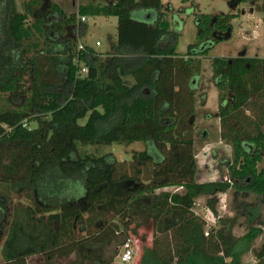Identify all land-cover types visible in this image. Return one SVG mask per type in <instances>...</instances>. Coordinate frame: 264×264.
I'll use <instances>...</instances> for the list:
<instances>
[{
    "label": "trees",
    "instance_id": "obj_1",
    "mask_svg": "<svg viewBox=\"0 0 264 264\" xmlns=\"http://www.w3.org/2000/svg\"><path fill=\"white\" fill-rule=\"evenodd\" d=\"M2 2L0 222L8 220L0 264H27L37 255L52 264L73 254L78 263L108 264L101 258L104 247L119 236L122 246L142 215L151 224L152 243L142 248L140 264H238L241 252L220 230L205 236V222L193 212L198 197L230 187L264 196V58H212L219 136L233 153L231 184L196 180L193 121L201 59L222 41L213 33L229 32L238 13L196 15V43L179 55L178 32L130 18L134 9L159 10L161 0L79 4L70 14L51 4L55 30L66 31L57 48L48 44V19L38 15L41 0L26 2L23 12L13 0ZM247 2L257 0H239ZM256 10L264 12V0ZM99 16L117 18L111 52L102 57L86 47L78 54L68 32L80 30L81 17ZM77 55L87 67L83 77ZM134 142L144 149L122 161L79 150ZM10 189L26 192V203L11 214ZM206 207L216 214V200ZM244 238L249 241L250 232ZM256 258L264 264V249Z\"/></svg>",
    "mask_w": 264,
    "mask_h": 264
},
{
    "label": "rangeland",
    "instance_id": "obj_2",
    "mask_svg": "<svg viewBox=\"0 0 264 264\" xmlns=\"http://www.w3.org/2000/svg\"><path fill=\"white\" fill-rule=\"evenodd\" d=\"M19 12H23L24 4L31 0H13ZM38 15L47 18V26L50 30L51 41L49 44L54 48L58 47L60 37L66 36V31L55 30L57 19L48 17L51 4L59 7L64 14L76 12L79 4L88 3H108V0H41ZM251 10L262 16L256 10L257 3H243ZM257 4V5H256ZM256 5V6H255ZM3 2L0 0V19L2 14ZM159 12L163 17L167 27L172 31L178 32L176 42V53L183 55L186 53L190 44H195L198 28L196 25V15L205 14L215 17L217 15L240 13L242 5L238 0H161ZM261 14V15H260ZM257 16V15H256ZM143 17V16H142ZM252 18H247L251 20ZM262 19V20H261ZM260 21L254 17L250 24L254 30L241 31V18L232 21V29L226 39H222L215 46L210 48L204 58L201 59L200 76L197 79L195 89V116L193 121L194 130V155L197 163L196 180L199 183L212 181L230 182V171L228 166L232 164L233 153L230 144L222 141L219 136L220 128L218 113L220 100L219 91L215 84L216 79L212 75L211 60L214 57H233V56H252L264 55V49L261 51L262 41L264 42V18ZM87 30L83 37L78 36V31L68 32L74 37L77 43H88L94 46L95 42H101V46L96 50L99 52L108 51L110 48L108 35L115 31V17H87ZM53 29V30H52ZM57 33V34H55ZM1 35V32H0ZM214 36L216 32L213 33ZM97 51H95L97 53ZM104 55V54H103ZM228 99V98H226ZM246 114H251L246 111ZM85 120L79 123L83 124ZM31 124L30 127H33ZM205 133V134H202ZM144 149L142 142L130 144L113 143L110 146H85L79 147L80 152H86L95 155H104L111 153L117 160H128L132 153ZM8 163V158H4ZM3 187L0 185V192ZM8 208L9 213L15 206H21L26 203L25 191L23 189H10ZM166 190H173L168 188ZM216 200V214H213L207 207L206 201ZM193 212L205 222L204 235L207 236L210 229L220 230L230 242L231 248L236 253L241 252L237 261L238 264H256V256L264 249V196H258L238 190L236 187H230L227 191L218 193L211 197H198L195 200ZM10 217V216H8ZM140 226L130 235L136 245L137 251L132 260L126 264H140L143 247H151L152 229L151 224L144 223V215L139 217ZM7 218L0 222V249L5 237ZM132 228V227H131ZM253 230V231H251ZM250 232L251 238L247 241L244 236ZM253 233V234H252ZM244 238V239H243ZM122 238L117 237L111 240L110 244L104 247L101 258L108 264H122L120 262V246ZM76 256L55 257L52 264H88V262L78 263ZM2 258L0 256V262ZM38 261V262H37ZM230 262V259H226ZM37 262V263H36ZM42 255L29 257L27 264H44Z\"/></svg>",
    "mask_w": 264,
    "mask_h": 264
},
{
    "label": "crops",
    "instance_id": "obj_3",
    "mask_svg": "<svg viewBox=\"0 0 264 264\" xmlns=\"http://www.w3.org/2000/svg\"><path fill=\"white\" fill-rule=\"evenodd\" d=\"M238 3H239V0H238ZM239 4L242 5V9L240 10V13H238L237 17L234 18V19H232V21L235 20V19L241 18V23H242L241 26H240L241 27V31L242 30H254V28L251 27L252 24H250L251 20L253 21V18L256 17L260 21V19L262 17L264 18V13H261L262 16H259L258 13H256L254 10H251V7L248 8L243 3H239ZM159 10H154V9H134L130 13V18L133 21H135V22L144 23V24H146L148 26H154L157 22H160L161 25L166 30H168L169 32H176V31H172L171 29H169L167 27V24L164 22L163 17L160 14ZM235 14H237V12ZM248 17L249 18H252V19L248 21L247 20ZM84 18H85L84 21L79 20L81 22V24H79V22L76 23V29L79 27L80 30H75V31L76 32L78 31V36H80V37L81 36L83 37V35L86 34V30H87V25H86V19H87V17H84ZM105 18H109V17H105ZM232 21H231V26H232ZM116 27H117V18H116L115 31L113 33H111V34L108 35V42H109L110 48H109L108 51H105L104 53L103 52H99V51L96 50L97 47H100L101 46V42H99V45L98 46L96 45V42H98V41L95 42L94 46H91L88 43H84V44L80 43V44L84 45L85 47H87L89 49H92L94 52L97 51V53L98 54H101V56L103 57V56L109 54V52H111V49H112V47L115 44V40H116ZM231 30H233V29L231 28ZM231 30L229 32H226V33H218V32H216V35L217 36H214V35L213 36L216 37V38L226 39L227 36L230 34ZM78 44L79 43H77V45ZM260 49H261V51L264 49V42L263 41H262V47ZM234 57H256V58H264V55H258V54L257 55H252V56H246V55L245 56H240V55H237V56L228 57V58H234ZM216 118H218L217 115H216ZM218 123H219V119H218Z\"/></svg>",
    "mask_w": 264,
    "mask_h": 264
},
{
    "label": "built area",
    "instance_id": "obj_4",
    "mask_svg": "<svg viewBox=\"0 0 264 264\" xmlns=\"http://www.w3.org/2000/svg\"><path fill=\"white\" fill-rule=\"evenodd\" d=\"M81 21H84L85 18L81 17L80 18ZM96 45H99V42H96ZM77 52L78 54H83L84 52H86V47L82 44H78L77 45ZM79 55L75 56L74 58V63H77L79 71L78 74L83 77L86 73H87V67L79 60ZM121 251H120V262L122 264H126L129 263L133 256L135 255V252L137 251L135 242L133 240V238L128 235V237L125 239L124 243L122 244V246L120 247Z\"/></svg>",
    "mask_w": 264,
    "mask_h": 264
}]
</instances>
